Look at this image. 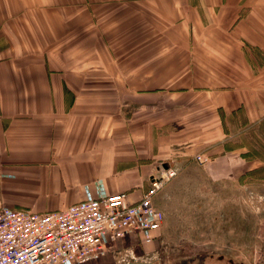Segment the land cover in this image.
I'll list each match as a JSON object with an SVG mask.
<instances>
[{
  "label": "crops",
  "instance_id": "obj_1",
  "mask_svg": "<svg viewBox=\"0 0 264 264\" xmlns=\"http://www.w3.org/2000/svg\"><path fill=\"white\" fill-rule=\"evenodd\" d=\"M170 164L264 186V0H0L5 204L136 202ZM164 225L74 264L139 259Z\"/></svg>",
  "mask_w": 264,
  "mask_h": 264
},
{
  "label": "rangeland",
  "instance_id": "obj_2",
  "mask_svg": "<svg viewBox=\"0 0 264 264\" xmlns=\"http://www.w3.org/2000/svg\"><path fill=\"white\" fill-rule=\"evenodd\" d=\"M163 203L153 252L117 264H264L263 185L215 183L190 165L167 183Z\"/></svg>",
  "mask_w": 264,
  "mask_h": 264
},
{
  "label": "built area",
  "instance_id": "obj_3",
  "mask_svg": "<svg viewBox=\"0 0 264 264\" xmlns=\"http://www.w3.org/2000/svg\"><path fill=\"white\" fill-rule=\"evenodd\" d=\"M196 159L209 160L204 154ZM178 173L174 164L164 168L136 202L126 193L101 191L66 208L36 212L9 206L0 198V264L86 263L103 255L108 241L132 230L153 240L166 220L155 197Z\"/></svg>",
  "mask_w": 264,
  "mask_h": 264
}]
</instances>
